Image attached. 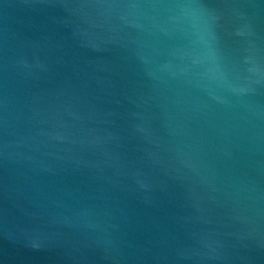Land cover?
Segmentation results:
<instances>
[{"label":"water","instance_id":"95a60500","mask_svg":"<svg viewBox=\"0 0 264 264\" xmlns=\"http://www.w3.org/2000/svg\"><path fill=\"white\" fill-rule=\"evenodd\" d=\"M0 264H264V0H0Z\"/></svg>","mask_w":264,"mask_h":264}]
</instances>
